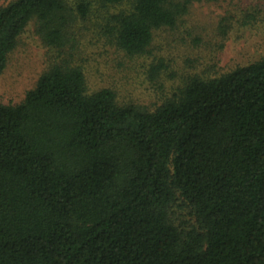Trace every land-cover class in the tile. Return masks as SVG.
<instances>
[{
	"label": "trees",
	"instance_id": "1",
	"mask_svg": "<svg viewBox=\"0 0 264 264\" xmlns=\"http://www.w3.org/2000/svg\"><path fill=\"white\" fill-rule=\"evenodd\" d=\"M98 1L131 5L111 32L142 57L194 3L218 0ZM78 9L86 18L90 4ZM74 13L66 0L1 8L0 75L31 22L66 53ZM65 63L0 105V264H264V57L192 77L153 112L110 89L89 95Z\"/></svg>",
	"mask_w": 264,
	"mask_h": 264
},
{
	"label": "rangeland",
	"instance_id": "2",
	"mask_svg": "<svg viewBox=\"0 0 264 264\" xmlns=\"http://www.w3.org/2000/svg\"><path fill=\"white\" fill-rule=\"evenodd\" d=\"M15 1L0 0V9ZM66 1L75 11L66 53L47 47L31 22L0 75V105L22 104L53 65L66 62L83 70L89 95L110 89L120 105L153 112L192 77L217 78L264 57V0L194 3L176 30L155 34L149 53L142 57L118 49L111 32V17L130 11L131 5L112 7L85 0L90 11L83 18L80 0ZM249 12L256 19L245 18ZM225 18L232 20L224 33L219 27ZM160 65L161 70L152 71ZM183 214L194 223L188 211Z\"/></svg>",
	"mask_w": 264,
	"mask_h": 264
}]
</instances>
